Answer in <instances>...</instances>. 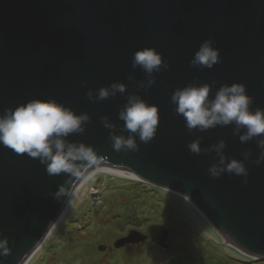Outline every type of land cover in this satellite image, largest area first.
Masks as SVG:
<instances>
[{
  "label": "water",
  "instance_id": "1",
  "mask_svg": "<svg viewBox=\"0 0 264 264\" xmlns=\"http://www.w3.org/2000/svg\"><path fill=\"white\" fill-rule=\"evenodd\" d=\"M205 40L219 49L220 63L211 69L190 64ZM144 48L168 64L147 90L139 82L148 77L131 66L133 53ZM115 82L126 85L123 95L86 98ZM205 83L214 84L210 99L223 84H243L253 98L250 111L264 109V0H0V115L37 99L87 113L85 131L65 139L97 155L94 165L76 162L80 176L50 175L38 159L0 144V240L8 248L2 264H30L104 167L167 192L223 248L264 261V163H255L256 140L241 143L234 125L190 132L171 103L176 89ZM129 94L158 107L157 131L148 143L136 136V151H116L110 133L130 135L118 118ZM102 117L115 127H104ZM198 138L199 155L188 148ZM220 140L225 163L243 161L247 177L209 174L211 165L224 167L210 150ZM167 239L168 230L153 224L144 234L129 231L113 247L146 240L163 246Z\"/></svg>",
  "mask_w": 264,
  "mask_h": 264
},
{
  "label": "clouds",
  "instance_id": "2",
  "mask_svg": "<svg viewBox=\"0 0 264 264\" xmlns=\"http://www.w3.org/2000/svg\"><path fill=\"white\" fill-rule=\"evenodd\" d=\"M213 43L212 40H205L199 46L190 61L193 67L211 69L220 63L219 49L215 48ZM131 66L133 69L139 68L148 77L146 82H139V88L145 90L155 84L154 73H159L161 68H168L162 55L154 48H144L134 52ZM212 87L214 84L205 83L176 89L171 95V103L175 106L176 114L184 118L185 126L190 132L193 130L205 132L217 126L234 125L233 134L239 136L241 143L256 140L260 155L255 163H264V109L257 108L254 112L250 111L253 98L247 95L243 84H223L210 99ZM125 92L126 85L115 82L107 88L98 89L95 96L89 90L86 98L96 102L109 97L114 98L117 93L123 95ZM118 118L124 122V130L130 135L125 138L110 133L109 138L116 151H136V136L141 142L148 143L156 135L159 122L158 107L148 104L139 95L127 96ZM89 121L90 117L87 113L77 115L55 100H31L14 110H5L4 114L0 115V144L16 153H26L29 157L38 159L46 166V171L50 175L70 173L80 176L81 171L76 167V162L80 161L86 166H91L96 163L97 155L91 146L68 144L65 138L74 133H83ZM101 122L106 128L115 127L107 122V117H102ZM188 148L192 153L199 155L200 139L192 141ZM224 148L225 143L220 140L210 149L220 156V163L224 167L211 165L208 169L209 174L213 178H219L222 172L247 177L248 172L243 161L232 159L225 163L226 158L222 155ZM241 155L247 160L250 153L244 152ZM60 191L62 192L63 189ZM6 243L0 240V250H2L0 256L8 254Z\"/></svg>",
  "mask_w": 264,
  "mask_h": 264
},
{
  "label": "rangeland",
  "instance_id": "3",
  "mask_svg": "<svg viewBox=\"0 0 264 264\" xmlns=\"http://www.w3.org/2000/svg\"><path fill=\"white\" fill-rule=\"evenodd\" d=\"M162 225L168 240L131 250L115 240ZM141 233V232H140ZM143 234V233H142ZM153 243L154 245H151ZM98 246H105L103 251ZM30 264H264L223 248L180 210L169 194L135 180L99 173L58 223Z\"/></svg>",
  "mask_w": 264,
  "mask_h": 264
},
{
  "label": "bare ground",
  "instance_id": "4",
  "mask_svg": "<svg viewBox=\"0 0 264 264\" xmlns=\"http://www.w3.org/2000/svg\"><path fill=\"white\" fill-rule=\"evenodd\" d=\"M102 172L105 175H114V176H119V177H126L127 179H132V177L124 172L116 171L107 167L100 168L96 172Z\"/></svg>",
  "mask_w": 264,
  "mask_h": 264
},
{
  "label": "flooded vegetation",
  "instance_id": "5",
  "mask_svg": "<svg viewBox=\"0 0 264 264\" xmlns=\"http://www.w3.org/2000/svg\"><path fill=\"white\" fill-rule=\"evenodd\" d=\"M140 232L141 233H145V229H144V231H141L140 230ZM168 240V239H167ZM146 242H148V240H146V241H144L143 242V244H147ZM151 245H154L153 243H150ZM43 245V244H42ZM140 244H134V245H125V246H123V247H121L120 249H122V250H124V251H126V250H131L132 248H134L135 246H139Z\"/></svg>",
  "mask_w": 264,
  "mask_h": 264
}]
</instances>
